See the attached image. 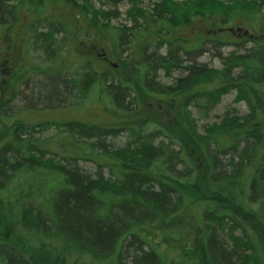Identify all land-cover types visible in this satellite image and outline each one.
Here are the masks:
<instances>
[{"label": "trees", "instance_id": "obj_1", "mask_svg": "<svg viewBox=\"0 0 264 264\" xmlns=\"http://www.w3.org/2000/svg\"><path fill=\"white\" fill-rule=\"evenodd\" d=\"M62 1L78 7V0ZM86 1V11L80 8L77 17L88 14L92 28L108 25L107 12ZM129 1L132 8L127 17L134 24L119 29L120 43L127 49L132 41L128 35L136 36L132 28L139 21L144 28L155 26L153 41L141 47L148 78L140 88L166 95L169 113L165 118L172 123L160 124L163 121L156 115L133 108L138 103L130 95L139 93L138 83L128 79L130 75L126 79L119 74L115 80L113 66L100 72L89 61L80 83L60 77L58 70L37 76L27 89L29 101L63 105L75 89L82 99L85 86L90 89L97 84L111 105V110L105 106L103 111L114 118L99 124L78 118L41 119L34 124L27 117L11 123L0 143V193L19 174L28 181L18 185L16 194L30 203L20 212L27 233L22 250L17 240L8 242L0 246V256L7 264H264V91L257 85L264 84V40L259 47H249L245 55L223 57L224 67L213 69L178 54L183 49L188 55L196 45L199 48L213 39L206 40L203 32L198 37H175L182 31L176 25L192 21L187 13L214 30L217 21L250 20L259 8L247 0H224L232 6L202 0L200 7L192 2L195 8L190 3L175 7L162 1L150 9L159 16L153 20L147 10L135 6V0ZM11 4L12 0H0V21L10 18ZM61 18L45 19L47 26L36 38L47 57L60 52V40L54 34L68 31L69 24ZM162 43L168 46L163 55L155 51ZM118 59L116 69L125 74L130 66L136 73L134 60ZM235 67L241 68L237 75ZM174 70L186 75L175 78L172 86H156V71L170 76ZM79 84L85 86L78 90ZM231 89L248 112L233 115L228 111L219 123L200 133L186 107L192 101L207 108ZM1 99L0 92L4 112L7 102ZM150 123L155 129L141 132ZM52 127L63 134L54 142L55 149L48 146L52 136H43ZM127 129L134 132L122 146L106 142ZM40 131L41 136H35ZM86 153L95 162L93 174L82 171L77 162ZM178 163L183 165L180 170ZM36 195L39 205L31 206Z\"/></svg>", "mask_w": 264, "mask_h": 264}, {"label": "rangeland", "instance_id": "obj_2", "mask_svg": "<svg viewBox=\"0 0 264 264\" xmlns=\"http://www.w3.org/2000/svg\"><path fill=\"white\" fill-rule=\"evenodd\" d=\"M79 6H75L72 1L65 2V3H59V1H53V0H13V4L16 5L19 3H27L30 6H22L20 5L18 9H16V5L14 8H12L13 11H15L14 17L11 18V21L9 24L6 25H0V59L2 60L4 58V49L7 44V46L14 47L13 51L15 50L16 56L21 58L24 57L25 62L21 59V62L25 66L27 64V68H34L36 72L31 71H24L21 69L18 71L17 75L19 78L18 84L15 87L14 90H10V84L9 81L11 79H8L6 73H2L0 71V89L5 86L4 96L1 100H8L7 106L9 107L8 111L1 112L0 110V143L3 142V140L7 137L8 133V127H10L11 123L15 120H18L20 118H26L31 117V115L39 114L37 122L41 121V119H58V118H78L81 120L88 119L90 121H95L96 123H103L105 121H112L114 117L107 114L105 111H103V107L111 110V105L109 102V98L105 95V93L101 90V87L96 85H92V87L89 89L88 86L79 84L78 87L80 90L81 87L85 86L86 93L83 95L82 99H80L81 92H77V89L74 90V92L71 94H68V98L66 99L65 103L63 105H55L51 106L50 104L43 105L40 102H31L29 101V98L31 97L28 92V88L34 84L37 80V76H42V74H53L55 70H58V72H55L57 75H59L62 78L70 79L72 82L80 83L82 78H84V74L87 75V71L89 69L86 68L83 64V58L84 60H88L89 58H93L91 60V63L94 64L95 68L99 71H102L105 69L103 65L100 64V61L98 59L97 54L102 53L103 51L106 52L110 58L118 62V57L125 56L124 60H134L137 70L136 73L133 74V69L130 66H126V72L123 74L121 69H115L113 71L114 74L117 76L121 74L123 77L126 78L127 75H130L127 77L128 79L137 82L138 83V94L137 91L135 92V95L133 96L134 101H137V105H134L133 108H138L142 111H147L151 113L153 116L156 115L159 119L163 121V123L160 124H171L172 121L169 118H165L169 113L168 105L165 101L166 95H159L153 92H146L142 91L140 88V85H144L143 80L146 78L145 76V67L139 63V61L142 59L141 54V47L143 44L152 42L153 36L151 35V31L155 29V26H145L141 21L138 22L140 25H136V27H133V31L136 33V36L128 35L129 38H131V42L129 43V46L125 51H121L120 47L118 46V35L120 32V28L122 26L130 27L132 26V21L128 19L127 12L130 8H132V3L129 0H118L113 4L112 0H90L92 6L94 9H101L107 12L108 16V25H99V28H92L89 26V20H88V14L84 16L83 18H86L84 21V24L82 21H78L76 19V12L78 10L86 11L84 9L88 6V1L78 0ZM164 1L166 5L169 6H181L180 4H189L188 6H192V2H194V5L200 7L201 4L204 2L202 0H135L134 4L135 6L139 7L140 9L147 10L151 14V18L153 20H156L158 17L154 16L151 12V8L158 4L159 2ZM217 2H227L228 4H233L228 1H222V0H216ZM248 3L251 2H257L253 0H247ZM199 2V3H198ZM214 4V3H213ZM259 4H256V7ZM37 7L39 10H33L32 7ZM219 6V5H218ZM225 6V5H220ZM46 18H52L53 16L60 15L63 20H66L69 24L67 33L61 35L62 32H57L54 34L56 36L57 40H60V44L58 45V52L53 57L49 56L47 57V54L43 50V48L39 47V43L37 42V39H35V36L31 33L30 29L26 32V27L24 28V31L22 33H26L23 35L20 30H22L24 23L27 20L36 21L37 15L39 14ZM264 12V9L262 10ZM190 17H193L191 22H188L186 26H179L180 29H182L181 36H189L192 35V31L194 35L199 36V32L197 34L198 30H202L203 28V21H200L198 17L193 16L192 13H187ZM36 17H35V16ZM188 16V17H189ZM156 17V18H154ZM264 15H255L253 19V23H245L244 19H233L228 20L226 22L225 26H237L240 25L242 27H247L250 31H256L260 27L264 26ZM147 18H150L147 15ZM168 17H165V20L168 22ZM183 19V17H181ZM218 18V17H216ZM104 20H102L103 22ZM79 22V23H78ZM171 22V21H170ZM163 27V33H165L164 29L168 27V25ZM83 24V25H79ZM37 27V25L35 24ZM81 27L84 28L83 32L79 31L81 30ZM138 26V27H137ZM5 28V29H4ZM92 31L94 32L92 35H90L87 38L86 32ZM179 31V30H178ZM35 32L37 29H35ZM12 35V36H11ZM76 35V36H74ZM14 36V38H13ZM63 36V37H62ZM179 36V35H177ZM261 36V35H259ZM223 37V36H222ZM240 38L234 39L233 41L240 40ZM86 43H80L81 41H84ZM246 43V41H244ZM84 46L87 48V50L84 53L83 57H80L78 55L81 54ZM246 46V45H245ZM88 47H91V50L88 51ZM168 47V46H167ZM167 47L164 46V43L159 48H155L156 52H160L163 54L166 52ZM103 51H102V50ZM153 48L147 49V52H150ZM201 50H205L204 53L200 56L197 55V51L194 49L192 53H189L190 58L196 57L195 60L201 63H205L207 66L214 67V69H220L222 67L221 63V57L224 55H227L229 53L234 54V51L236 54H243L245 52L244 47H236L235 45H213V43L205 42ZM88 56V57H87ZM96 56V57H94ZM80 63V64H79ZM240 72L239 69H235L234 74ZM181 74H184L183 72L175 71L172 73L173 77L166 76V77H160L161 73L156 71V75L154 79L156 81L161 82V84H168L175 80V77L180 76ZM36 77V78H35ZM126 78V79H127ZM21 80H24V83L21 82ZM136 83V84H137ZM264 90V86L262 87ZM83 91V90H82ZM77 92V93H76ZM132 96V94H131ZM25 99H27L25 101ZM94 100V101H93ZM77 101V102H76ZM98 101V102H97ZM4 102V101H3ZM198 105H195V102L191 101V104L186 107V109L191 114V118L193 119L197 125V129L200 133L204 132V129L206 127L211 126L212 124L219 123V121L222 120V116H224L228 111L233 115H241L245 114L248 111V108L244 101L242 99L237 98V93L235 89H231L226 94H222L221 98L218 102H216L214 105L209 106L207 108H201L197 107ZM177 106L174 107L176 109ZM113 110V107H112ZM141 111V112H142ZM121 117V115H119ZM97 119L99 121H97ZM64 121L63 119H59ZM101 120V121H100ZM115 120V119H114ZM144 129V127H143ZM155 129V125L150 123L148 124L144 130L141 132H150L151 130ZM163 130V128H161ZM39 130V129H38ZM131 132L134 131L131 129H127L126 132L119 133L117 135H113L109 138H107V143L111 144L112 147L122 146L127 138H130ZM42 132H37L35 136H41ZM3 136V137H2ZM44 138L52 136V140L48 143V146L50 149H55L54 142L58 143L60 138L63 136L62 133H59L58 130L54 127L49 128L43 132ZM164 138V141L168 140V137L165 135H162ZM90 141V140H89ZM92 141V140H91ZM87 142V140H86ZM173 148L177 150L178 144L174 145ZM79 164V167L82 169V171L93 174L96 170V165L93 160H90L87 156V153L85 157L81 160L77 161ZM183 165L181 163L177 164L176 169L180 170L182 169ZM104 175H107V172H104ZM24 181H28L27 178L20 176L19 174H16L9 182H6L4 187L1 188V190H5V192H1L8 194L12 199L21 198L24 200L23 195H16V190L18 188V185ZM25 205L30 203V199L27 201H24ZM39 203L37 202V206ZM34 206V202L33 205ZM24 205L21 207V211L23 209ZM21 218H18V223L14 221L12 216V207L7 212L6 207L0 200V235H2V238H6L5 235H8V237L15 242L16 240L18 243H20L23 246L24 238L27 236L26 230L22 226V222L20 220ZM9 230H7V228Z\"/></svg>", "mask_w": 264, "mask_h": 264}, {"label": "flooded vegetation", "instance_id": "obj_3", "mask_svg": "<svg viewBox=\"0 0 264 264\" xmlns=\"http://www.w3.org/2000/svg\"><path fill=\"white\" fill-rule=\"evenodd\" d=\"M225 3L227 2H224V3H220V5H226ZM254 3V5L256 4H259V5H264L263 2L261 1H257V2H251V4ZM19 8V7H18ZM14 14H15V11H13L12 9L10 10V18L6 19V20H1L0 22L3 24V25H6L7 27V24L10 23L11 21V18L14 17ZM24 25H26L24 23ZM5 29V28H4ZM24 30H22L23 32ZM12 36V35H11ZM13 48L14 47H11V46H5V49H4V58L0 61V71L2 73H6L7 74V77L10 79V78H13L14 77V74L17 73L20 69H21V66H22V62H21V58L17 57L16 53H15V50L13 51ZM105 60H107V58H105ZM2 244H0L1 246ZM22 250V249H21ZM0 264H2L1 260H0ZM4 264H7V260L4 259Z\"/></svg>", "mask_w": 264, "mask_h": 264}, {"label": "bare ground", "instance_id": "obj_4", "mask_svg": "<svg viewBox=\"0 0 264 264\" xmlns=\"http://www.w3.org/2000/svg\"><path fill=\"white\" fill-rule=\"evenodd\" d=\"M135 3V2H134Z\"/></svg>", "mask_w": 264, "mask_h": 264}]
</instances>
